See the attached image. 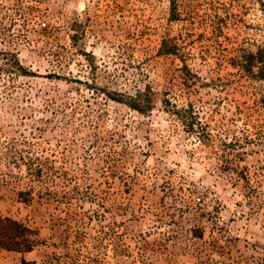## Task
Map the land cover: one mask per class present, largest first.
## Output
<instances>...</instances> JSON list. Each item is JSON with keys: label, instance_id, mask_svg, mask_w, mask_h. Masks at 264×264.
Segmentation results:
<instances>
[{"label": "rangeland", "instance_id": "374dc122", "mask_svg": "<svg viewBox=\"0 0 264 264\" xmlns=\"http://www.w3.org/2000/svg\"><path fill=\"white\" fill-rule=\"evenodd\" d=\"M259 49L264 0H0V264H264Z\"/></svg>", "mask_w": 264, "mask_h": 264}, {"label": "trees", "instance_id": "16d2710c", "mask_svg": "<svg viewBox=\"0 0 264 264\" xmlns=\"http://www.w3.org/2000/svg\"><path fill=\"white\" fill-rule=\"evenodd\" d=\"M168 54H175L174 50H167ZM18 65V64H17ZM236 66H238L244 76L253 78V79H262L264 80V50L259 49L257 52H243V54L236 60ZM19 69L22 71L23 68L18 65ZM258 67V72H254V68ZM26 73V72H24ZM129 103L136 110L143 112L144 107L138 104ZM187 114V118H192V107L188 109H183L178 111L179 115ZM183 118V117H182ZM189 129L194 130L193 123L187 122ZM205 136L209 134L205 132ZM205 141V140H204ZM39 241L37 239V234L35 231L29 229L23 224L14 221L10 218L0 217V248L18 252V253H30L38 245ZM26 264V262L24 261Z\"/></svg>", "mask_w": 264, "mask_h": 264}]
</instances>
